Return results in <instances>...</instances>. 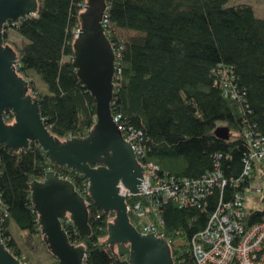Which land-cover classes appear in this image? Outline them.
<instances>
[{"label":"trees","instance_id":"16d2710c","mask_svg":"<svg viewBox=\"0 0 264 264\" xmlns=\"http://www.w3.org/2000/svg\"><path fill=\"white\" fill-rule=\"evenodd\" d=\"M228 1L106 0L103 26L116 55L111 110L126 130L141 132L138 162L159 165L163 176L191 180L218 168L226 180L196 205L161 202L175 264H196L192 240L219 204L238 193L244 196L257 175L264 176L256 167L241 179L249 150L245 133L264 136V17L250 4L227 6ZM85 4L86 0H37L34 15L3 28L4 44L18 55L16 72L28 80V92L38 99L49 132L60 140L83 137L96 122L95 99L72 64ZM8 27L17 30L20 42L10 38ZM119 31L133 34L122 37ZM12 119L7 111L5 120ZM219 126L229 128V138L215 134ZM51 169L70 180L85 199L89 236L79 235L67 218L61 222L70 242L84 245V264H115V259L127 258L129 245L108 246L113 256L101 245L115 213L99 210L88 196L87 178L51 164L35 141L18 151L0 143V237L9 252L27 264L12 223L27 236H37L48 249L30 183ZM262 201V208L245 207V227L264 222ZM128 216L139 230L133 215Z\"/></svg>","mask_w":264,"mask_h":264},{"label":"water","instance_id":"95a60500","mask_svg":"<svg viewBox=\"0 0 264 264\" xmlns=\"http://www.w3.org/2000/svg\"><path fill=\"white\" fill-rule=\"evenodd\" d=\"M37 7V0H0V143L18 151L35 141L51 164L67 166L87 178L89 198L104 213H115L107 224V236L101 245L111 256L108 246L129 245L127 258H117L115 264H175L168 240L154 232H139L128 216L127 192L125 196L119 193V183L131 193L141 192L143 168L131 144L124 140L111 110L116 55L102 24L106 0H86L73 42L72 64L79 80L95 99L96 122L85 136L65 140L49 132L38 99L28 92V80L16 72L18 55L3 40L5 24L19 23L24 17L34 15ZM7 111L13 116L10 122L5 120ZM215 134L230 137L227 126H219ZM30 193L48 250L59 264H84V245L71 243L61 223L67 218L79 235H90L84 197L70 180L52 169L41 180L30 183ZM0 264H22L5 247L1 237Z\"/></svg>","mask_w":264,"mask_h":264},{"label":"built area","instance_id":"2783aa9c","mask_svg":"<svg viewBox=\"0 0 264 264\" xmlns=\"http://www.w3.org/2000/svg\"><path fill=\"white\" fill-rule=\"evenodd\" d=\"M106 22L105 13L102 24ZM233 94L236 97V93ZM113 117L124 140L131 144L138 159L142 154L141 132L126 130L118 123V117ZM245 140L249 144V150L244 158L242 180L249 177L256 167L264 173V136L249 130L245 133ZM138 163L143 168L141 192L131 193L119 183V193L125 196L127 192L125 200L138 198L127 203L128 213L133 215L139 226L137 230L142 234L154 232L157 236L166 238L169 244L171 241L165 232L161 202L172 199L180 205H196L215 186H224L226 183L218 168L201 179L191 180L163 176L159 172L160 166L153 162ZM245 217L243 195L238 193L232 201L221 202L210 216L206 228L192 240L196 264H264V222L245 227Z\"/></svg>","mask_w":264,"mask_h":264},{"label":"rangeland","instance_id":"374dc122","mask_svg":"<svg viewBox=\"0 0 264 264\" xmlns=\"http://www.w3.org/2000/svg\"><path fill=\"white\" fill-rule=\"evenodd\" d=\"M250 4L254 7L255 13L259 17H264V0H229L226 5ZM11 39L20 42L21 36L14 28L8 27ZM120 36L132 35L133 32L119 31ZM38 82L45 88L41 78L36 75ZM244 205L247 208H262L264 198V176L257 175L255 182L244 192ZM11 231L22 248V257H25L27 264H56V257L44 248L37 236L29 237L24 230L19 229L15 224L10 225ZM105 240V239H104ZM115 248V247H114Z\"/></svg>","mask_w":264,"mask_h":264}]
</instances>
